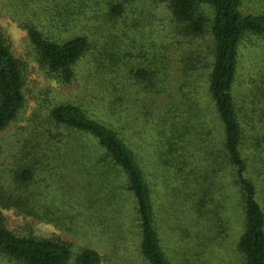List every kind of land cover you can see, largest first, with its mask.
<instances>
[{"label":"rangeland","instance_id":"1","mask_svg":"<svg viewBox=\"0 0 264 264\" xmlns=\"http://www.w3.org/2000/svg\"><path fill=\"white\" fill-rule=\"evenodd\" d=\"M243 1L246 12L264 13V0ZM111 2L0 0V31L10 40L15 55L28 63L26 105L18 119L0 134V147L9 150L11 142L22 140L33 130L39 131L37 136L42 142L53 141L51 133L56 137L69 136L68 131L49 120L50 109L66 101L82 105L106 125L120 129L126 123L123 134L130 139L150 181L156 185L154 197L168 255L178 264H240L238 241L244 214L239 196L231 182L221 181L222 172L206 165L210 164V157L203 144L205 132L197 122L196 112L203 114L207 105L203 54L208 37L192 38L182 33L164 3L132 0L124 4L121 16L110 17ZM25 13L45 25L61 22L60 29L56 25L51 27L55 37L63 36L69 31L65 28H71V32L75 29L92 40L94 49L78 63L73 82L61 84L40 69L28 33L20 25ZM114 50L119 54L113 55ZM240 54L238 93L246 97V111L264 135V36L248 38ZM113 59L118 60L119 84L111 80V69L105 66L112 64ZM138 70L143 72L137 76ZM157 70L160 79L148 73ZM150 78L154 85L144 81ZM159 84L168 90L156 93ZM196 98L200 103H195ZM162 103L177 111L175 120L188 118L189 125L194 126L190 128L192 134L186 135L191 152H196L197 157L199 152L203 166L193 161L185 167L188 172H182L174 162L169 165L158 160L159 152L166 149L155 146ZM116 111L125 114L124 122L117 119L113 113ZM208 116L213 119L212 114ZM209 124L216 125L213 121ZM167 127H171L170 119ZM183 129L181 126L177 131ZM79 138L87 146L57 150L47 149L46 145L38 154V158H43L39 180L44 181L35 189L46 210L40 207L37 211L59 219V224L40 221L11 208L3 211L6 225L11 229L27 226L39 236H59L72 242L74 251L94 248L102 256L100 264H148L138 249L133 204L127 201L119 181L97 163L101 151L96 145L88 146V138ZM247 144L252 155L258 156L264 148V141L256 145L252 137ZM258 165L264 163L258 161L255 167ZM194 167L191 174L189 170ZM260 201L264 207L262 193ZM0 264L16 263L0 254ZM68 264L79 263L73 255Z\"/></svg>","mask_w":264,"mask_h":264},{"label":"trees","instance_id":"2","mask_svg":"<svg viewBox=\"0 0 264 264\" xmlns=\"http://www.w3.org/2000/svg\"><path fill=\"white\" fill-rule=\"evenodd\" d=\"M130 1L132 0H113L109 6V16H121L124 4ZM153 1L166 4L173 20L186 36L208 37L206 53L203 54L206 55L207 105L203 114L196 112L197 122L205 132L204 148L210 157L207 158L210 164L206 160V165H212L214 171L222 172L221 181L231 182L232 187L237 190L244 214L243 232L238 241V251L242 257L240 264H264V207L260 201L261 193L264 195V166L255 167L258 161L264 163V148L258 156L252 155L247 144L252 137L253 143L260 145L264 141V135L253 125L249 112L246 111V97L238 93L236 85L240 48L251 36H264V13L246 12L243 0ZM25 14L20 25L28 33L30 47L40 69L61 84L73 82L78 63L94 49L92 40L75 29L71 32V28H65L69 31L64 33V30L63 36L55 37L51 27L56 25L60 29L61 22L54 20L55 25L49 26ZM15 17L18 16L15 14ZM112 54H119V51L114 50ZM105 66L111 69V80L119 84L118 60L113 59L112 64ZM27 71L28 63L15 55L10 40L0 31V134L18 119L26 105L24 90ZM141 72L143 71L138 70L136 75ZM148 73L153 77L158 75L159 79L161 77L158 70ZM144 81L151 85L155 82L152 78ZM167 90L163 84H159L155 92ZM198 102L200 103L196 98L195 103ZM162 105L163 109L158 115L161 125L157 129L155 146H165L166 149L159 152L158 160L169 165L174 162L178 171L182 172H188L184 171L185 167L191 166L193 161L203 166L199 152L197 157L196 152H191L189 148L188 134H192L190 128L194 126L189 125L188 118L175 120L177 111L169 106L166 108L164 103ZM113 113L122 122L126 119L122 111ZM208 114H212L213 119ZM95 117L97 116L90 114L80 104L70 101L58 103L50 109L49 120L68 131L69 136L56 137L51 133L53 141L47 139L42 142L37 136L39 131L33 130L22 140L11 142V150L0 147V254L16 264H68L73 255L79 264L101 263L102 256L94 248L82 247L74 251L72 242L59 236H39L27 226L9 228L3 212L14 208L25 216L58 225L59 219L37 211L40 207L46 210L35 189L44 181L39 180V175L43 172V158H38V154L41 149L47 148L46 145L47 149L57 150L76 145L77 148H83L87 144L81 142L79 136H82L91 140V145L89 143L88 146L92 148L96 145L101 151L97 163L107 168L119 181L127 201L133 204L138 249L144 260L148 264H178L165 250L154 197L156 185L150 181L130 139L123 134L126 123L119 129L118 126L106 125ZM168 118L171 121L170 128L167 127ZM208 121H213L216 125H210ZM259 123L261 127L262 122ZM181 126L185 129L177 131ZM259 132L260 137L257 135ZM168 158L171 160H167ZM195 168L189 170L191 174Z\"/></svg>","mask_w":264,"mask_h":264}]
</instances>
